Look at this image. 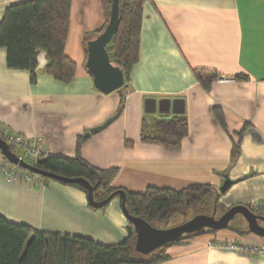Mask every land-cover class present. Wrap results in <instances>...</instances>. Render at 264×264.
<instances>
[{
  "label": "crops",
  "instance_id": "0c3cea01",
  "mask_svg": "<svg viewBox=\"0 0 264 264\" xmlns=\"http://www.w3.org/2000/svg\"><path fill=\"white\" fill-rule=\"evenodd\" d=\"M25 1L30 0H0V24L8 7ZM110 12L111 0H72L65 54L77 72L68 84L44 72V53L32 83L29 71L8 68L7 50L0 48V125L38 138L53 157L75 158L78 138L121 110L108 128L80 147L91 166L118 169L109 188L144 194L149 187L181 191L208 185L227 208L263 201L264 0H145L139 61L124 87L104 95L86 69L84 44L104 28ZM197 69L212 70L221 80L207 92L195 79ZM241 75L247 80L235 79ZM164 100H183L177 107L183 113H161ZM174 116L188 123L179 149L142 142L143 131L151 133L157 121ZM226 177L234 183L222 194ZM0 216L34 231L106 246L130 234L135 239L121 199L96 210L83 190L56 181L26 185L0 176ZM242 239L230 232L197 237L166 248L169 259L161 264H264V258L216 245Z\"/></svg>",
  "mask_w": 264,
  "mask_h": 264
},
{
  "label": "trees",
  "instance_id": "16d2710c",
  "mask_svg": "<svg viewBox=\"0 0 264 264\" xmlns=\"http://www.w3.org/2000/svg\"><path fill=\"white\" fill-rule=\"evenodd\" d=\"M144 1L120 0V25L107 48L113 65L123 70L125 78H128L132 68L139 61ZM71 4L72 0H30L6 9L0 24V48L7 50L9 69L29 71L31 82L36 83L39 55L44 53L46 74L62 83L68 84L73 81L77 65L65 54L71 26ZM106 26L107 24L99 32L92 34L88 40L102 33ZM87 41L84 44L86 59ZM193 73L195 79L207 92L216 81L220 80L219 74L212 70L197 69ZM235 79L247 80L242 75ZM215 112L217 120L226 129L221 114L218 110ZM0 127L3 128L1 125ZM187 134V119L184 116H174L171 119L157 121L151 133L143 131L141 140L144 143L177 150ZM238 137L239 142L234 148L236 154L239 153L241 134ZM84 141V137L78 138L75 158L50 155L42 157L35 166L42 171L68 179H85L92 186L98 187L94 198L95 201L102 202L117 191L109 188V184L118 169L101 170L88 164L80 153ZM126 144L132 146L129 142ZM0 153L2 154L1 151ZM38 177L42 179L44 185L54 181L39 175ZM62 184L87 193L83 184ZM125 192L126 207L130 213L143 218L156 228L157 224L167 225L176 217H188L194 212V216L215 215L218 219L230 209L222 205L220 193L215 192L208 185H193L181 191L149 187L144 194ZM106 206L99 209H104ZM238 218L247 224L244 217L236 215L226 230L207 229L190 234L149 255H143L134 250L135 239L132 234L121 243L106 246L87 238L34 231L26 225L8 222L0 216V264H161L169 259L165 253L166 248L220 232H230L241 238L253 235L264 244V238L256 236L249 228L242 229L235 226L234 223ZM128 223L132 233L134 227L130 222ZM259 223L264 225L262 221Z\"/></svg>",
  "mask_w": 264,
  "mask_h": 264
},
{
  "label": "water",
  "instance_id": "95a60500",
  "mask_svg": "<svg viewBox=\"0 0 264 264\" xmlns=\"http://www.w3.org/2000/svg\"><path fill=\"white\" fill-rule=\"evenodd\" d=\"M120 25V0H111V12L109 21L106 28L102 33L90 39L86 43L87 50V62L86 69L93 79L95 88L104 95H109L115 91L120 90L125 85V74L119 66L113 65L108 46L113 40L118 27ZM153 105V110L156 109V102H150ZM166 104V108L164 105ZM183 105V100H175L173 102L164 100L159 102V111L161 113H168L171 109L173 113H183V108L179 110L177 107ZM183 107V106H182ZM147 111L148 110V107ZM121 114L119 110L113 117L109 118L103 125L91 129L85 138L90 135H96L101 131L108 128ZM0 151L3 156L13 165H18L21 168L31 171L41 177H46L54 181L66 183V184H83L87 189V196L89 204L94 208H102L109 204L114 198L119 197L122 203V211L130 222L135 231V245L134 250L143 255H149L156 250L165 247L168 244H172L185 237L186 235L203 232L207 229L213 231L226 230L229 227L230 222L236 215H241L247 221L249 230L258 237L264 238V226L259 222H264V216L258 215L250 211L246 205H236L231 207L220 218H216L215 215H197L191 220L179 226L159 229L143 218L137 217L130 213L126 207L127 195L124 190H117L108 196L102 202L95 201L94 194L97 190V186H92L85 179H68L58 176L56 174L48 173L40 170L36 166H31L20 161L16 155L10 150L9 146L0 139ZM233 181L226 177L223 185L220 188V192L225 194L233 185Z\"/></svg>",
  "mask_w": 264,
  "mask_h": 264
},
{
  "label": "built area",
  "instance_id": "2783aa9c",
  "mask_svg": "<svg viewBox=\"0 0 264 264\" xmlns=\"http://www.w3.org/2000/svg\"><path fill=\"white\" fill-rule=\"evenodd\" d=\"M39 62V59H38ZM221 80V79H220ZM0 139L3 140L16 155V157L31 166H35L42 157L50 156L49 150L38 138L28 139L24 136L14 134L0 127ZM0 176L13 182L22 184H43L42 179L31 171L25 170L18 165L11 164L0 153ZM250 211L264 216V200L254 202L248 206ZM219 247H228L238 250L246 256L264 258V244H253L245 241L227 240L216 244Z\"/></svg>",
  "mask_w": 264,
  "mask_h": 264
},
{
  "label": "rangeland",
  "instance_id": "374dc122",
  "mask_svg": "<svg viewBox=\"0 0 264 264\" xmlns=\"http://www.w3.org/2000/svg\"><path fill=\"white\" fill-rule=\"evenodd\" d=\"M151 124H152V122L148 119L147 120V130H148V132H149ZM51 182H55V181H51ZM56 182L60 184V182H58V181H56ZM117 198L120 199L119 197H116L115 199H117ZM194 213H190V215L188 217H186V216L185 217H178V218L176 217V218L172 219V221L169 222L167 225L157 224V228H159V229H168V228H173V227L179 226L181 224H184V223H186L187 221L191 220L193 217L196 216V215L194 216ZM218 215L220 216V212H219ZM261 224H263V223H261ZM234 225L238 226L239 228H242V229H248L247 224L244 223L242 221V219H240V218H238L235 221ZM252 236H249V237H246V238L242 237L243 238L242 241L250 242V243H253V244H261L262 241L259 238H257V237L253 238ZM186 237H187V235L184 238H186ZM119 243H121V242H119Z\"/></svg>",
  "mask_w": 264,
  "mask_h": 264
},
{
  "label": "flooded vegetation",
  "instance_id": "af4514ba",
  "mask_svg": "<svg viewBox=\"0 0 264 264\" xmlns=\"http://www.w3.org/2000/svg\"><path fill=\"white\" fill-rule=\"evenodd\" d=\"M262 226H264L263 224H261Z\"/></svg>",
  "mask_w": 264,
  "mask_h": 264
}]
</instances>
